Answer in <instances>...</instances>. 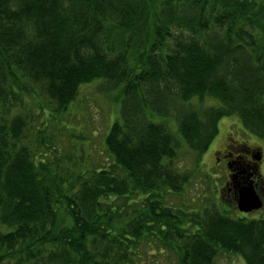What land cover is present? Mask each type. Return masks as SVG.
<instances>
[{"label":"trees","instance_id":"1","mask_svg":"<svg viewBox=\"0 0 264 264\" xmlns=\"http://www.w3.org/2000/svg\"><path fill=\"white\" fill-rule=\"evenodd\" d=\"M95 79L120 93L112 163L65 181L26 143V98L61 113ZM228 116L264 142V0H0V264H151L158 242L176 264L220 250L264 264V218L231 217L234 190L201 210L166 203ZM173 122L190 172L176 168Z\"/></svg>","mask_w":264,"mask_h":264},{"label":"rangeland","instance_id":"2","mask_svg":"<svg viewBox=\"0 0 264 264\" xmlns=\"http://www.w3.org/2000/svg\"><path fill=\"white\" fill-rule=\"evenodd\" d=\"M101 84L102 80L95 79L90 84L80 85L76 98L61 113L50 111L51 105L47 100L39 102L41 103L39 105H42L40 109L38 104L33 103V99L26 98L25 111L31 118L28 130L25 131L28 141L26 143L32 145L38 159L49 161L51 167L56 170V174L65 181L71 180V177L80 170L87 173L111 166L112 158L105 145V136L113 122L119 118L120 93L117 89L103 93L99 91ZM205 103L219 105L213 98L207 99ZM39 130H43L44 133H42L45 136L44 141L41 139V144L37 138L42 136L38 134ZM171 131L181 141L177 151L176 168L180 172H190L194 168V154L180 138L175 122L171 125ZM233 141L240 144L237 146L238 151L246 149V145L251 147L254 153L257 150L261 151L262 162L258 171L261 178H264V142L245 131L237 116L223 117L219 121L216 137L202 156L197 174L191 175V180L184 185L182 193L166 196L167 205L201 210V207L208 202L205 199H208L209 203L221 201L223 205L229 204V191L227 187L226 189L224 187L225 174L228 171L221 161H216V157H220L223 150L233 145ZM260 194L261 209L247 214L233 209L229 215L233 218H264V188L261 189ZM131 209L133 205H130V211L126 209V212L122 214V222L128 218L125 216L126 213L132 216ZM58 219L59 221L62 219L60 226L70 225L69 217L61 203L58 205ZM149 241L151 238H146L142 244ZM142 244L141 249L147 245ZM151 244L152 247H157V249L153 247L154 250L150 251L155 256L154 259L150 256L153 260L151 264L177 263L178 256L172 248L163 247L160 242ZM148 263L149 261L146 260L144 264ZM214 264H244V259L239 254L220 250L214 259Z\"/></svg>","mask_w":264,"mask_h":264},{"label":"flooded vegetation","instance_id":"3","mask_svg":"<svg viewBox=\"0 0 264 264\" xmlns=\"http://www.w3.org/2000/svg\"><path fill=\"white\" fill-rule=\"evenodd\" d=\"M233 145L223 150L220 157H216V161L222 162L225 169L228 171L225 174L227 179L226 187L229 191L237 190L240 186L245 185L249 182L254 184L257 193L260 194L262 185H259V171L258 168L261 166L262 154L260 150L253 152L252 148L246 146V149L238 151L240 146L239 143L233 141ZM246 150V151H245ZM217 162V163H218Z\"/></svg>","mask_w":264,"mask_h":264},{"label":"water","instance_id":"4","mask_svg":"<svg viewBox=\"0 0 264 264\" xmlns=\"http://www.w3.org/2000/svg\"><path fill=\"white\" fill-rule=\"evenodd\" d=\"M262 201L256 193L254 185L249 182L237 190L236 207L240 212H250L261 208Z\"/></svg>","mask_w":264,"mask_h":264}]
</instances>
